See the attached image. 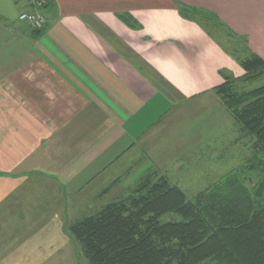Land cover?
<instances>
[{
    "label": "crops",
    "instance_id": "1",
    "mask_svg": "<svg viewBox=\"0 0 264 264\" xmlns=\"http://www.w3.org/2000/svg\"><path fill=\"white\" fill-rule=\"evenodd\" d=\"M24 11L44 14L45 27L20 20ZM220 28L264 59V0H0V204L40 179L73 197L118 198L141 166L159 170L174 101L213 96L222 71L244 74ZM27 241L18 260L44 246Z\"/></svg>",
    "mask_w": 264,
    "mask_h": 264
},
{
    "label": "trees",
    "instance_id": "2",
    "mask_svg": "<svg viewBox=\"0 0 264 264\" xmlns=\"http://www.w3.org/2000/svg\"><path fill=\"white\" fill-rule=\"evenodd\" d=\"M210 15L215 23H206L215 30L219 19ZM232 35L239 46L231 38L221 43L244 75L222 71L215 92L253 140V154L191 197L165 173L149 171L127 195L71 221L68 230L89 264H264V84L234 89L236 80L264 74V59L247 49L245 37Z\"/></svg>",
    "mask_w": 264,
    "mask_h": 264
},
{
    "label": "rangeland",
    "instance_id": "3",
    "mask_svg": "<svg viewBox=\"0 0 264 264\" xmlns=\"http://www.w3.org/2000/svg\"><path fill=\"white\" fill-rule=\"evenodd\" d=\"M220 29L222 35L219 38L222 42L228 43L232 39L237 46L241 44L239 38H225L224 30ZM235 33L237 34L236 31ZM232 76L235 77L233 74ZM263 84L264 74L255 80H236L234 89L249 90ZM170 89L167 87V90ZM213 94L206 95L199 101L180 102L176 105L174 101L172 111L179 109L180 114H176L169 123L170 129L167 131L173 133L162 134L160 137L163 138L161 140H166L164 143L168 146V156L160 160L162 164L158 163L156 168H160L162 173L190 197L206 189L253 154V140L243 131L215 89ZM171 95L175 99L178 98L175 92ZM143 167L145 168L140 167L141 177L149 172L143 171ZM29 183L26 192L14 194L0 204L9 208L7 212H0V264H89L68 230L69 223L94 214L101 205L106 204V201L115 199L118 191L102 197H97L96 192H94L96 196H93L92 191L86 193L82 191L79 196L73 197L70 191L63 193L62 188L54 185L56 183L50 184L42 179ZM136 183L137 181L126 180L124 186H134ZM51 192L60 196L55 197L50 194ZM41 207L43 214L36 213V208ZM20 213L24 214L21 219ZM170 218L172 216L169 214L163 219ZM36 221L45 222L46 228L43 229V225L40 230L41 225ZM26 239L30 243L42 242L44 246L38 253L31 251L28 254V261L26 257L25 261L23 258L18 260V256L14 254L15 247ZM9 246L8 249L12 247L15 249L7 254L6 248ZM30 246L35 248L32 244ZM24 249H27L26 245Z\"/></svg>",
    "mask_w": 264,
    "mask_h": 264
},
{
    "label": "built area",
    "instance_id": "4",
    "mask_svg": "<svg viewBox=\"0 0 264 264\" xmlns=\"http://www.w3.org/2000/svg\"><path fill=\"white\" fill-rule=\"evenodd\" d=\"M27 3L32 7L37 6L38 0H27ZM19 18L37 29H41L46 23V17L39 11L21 12Z\"/></svg>",
    "mask_w": 264,
    "mask_h": 264
}]
</instances>
